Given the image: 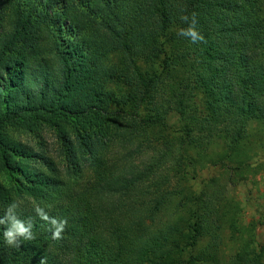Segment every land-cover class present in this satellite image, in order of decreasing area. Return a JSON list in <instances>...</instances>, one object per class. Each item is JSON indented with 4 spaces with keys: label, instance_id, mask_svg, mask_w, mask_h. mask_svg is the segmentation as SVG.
Returning a JSON list of instances; mask_svg holds the SVG:
<instances>
[{
    "label": "trees",
    "instance_id": "1",
    "mask_svg": "<svg viewBox=\"0 0 264 264\" xmlns=\"http://www.w3.org/2000/svg\"><path fill=\"white\" fill-rule=\"evenodd\" d=\"M262 171L264 0H0V264H264Z\"/></svg>",
    "mask_w": 264,
    "mask_h": 264
},
{
    "label": "clouds",
    "instance_id": "2",
    "mask_svg": "<svg viewBox=\"0 0 264 264\" xmlns=\"http://www.w3.org/2000/svg\"><path fill=\"white\" fill-rule=\"evenodd\" d=\"M180 19L188 24L187 28L179 30L178 34L180 36L190 39L192 43L205 42L204 36L197 30L198 21L196 13H192L191 17L182 15ZM22 203V201L14 200L11 204L7 205L3 216L0 217V226H3V239L9 247L20 248L22 240L35 239L33 218L22 219L15 211L18 207L22 206ZM34 211L40 220L50 226L48 231L51 233V238L53 240H60L67 228V219L51 216L39 205L34 207ZM41 264H44L43 260Z\"/></svg>",
    "mask_w": 264,
    "mask_h": 264
},
{
    "label": "rangeland",
    "instance_id": "3",
    "mask_svg": "<svg viewBox=\"0 0 264 264\" xmlns=\"http://www.w3.org/2000/svg\"><path fill=\"white\" fill-rule=\"evenodd\" d=\"M43 135L53 149L58 148L55 134L47 132ZM25 140L30 141L31 138L25 137ZM238 193L244 207L245 223L248 224L253 219L258 220L260 210H264V171L259 172L258 176L242 185ZM258 239L264 243V224L258 227Z\"/></svg>",
    "mask_w": 264,
    "mask_h": 264
}]
</instances>
